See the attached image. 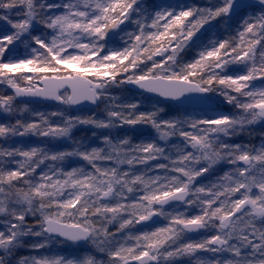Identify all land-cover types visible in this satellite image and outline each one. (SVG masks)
Masks as SVG:
<instances>
[{
    "label": "snow or ice",
    "instance_id": "snow-or-ice-1",
    "mask_svg": "<svg viewBox=\"0 0 264 264\" xmlns=\"http://www.w3.org/2000/svg\"><path fill=\"white\" fill-rule=\"evenodd\" d=\"M0 264H264V0H0Z\"/></svg>",
    "mask_w": 264,
    "mask_h": 264
},
{
    "label": "trees",
    "instance_id": "trees-1",
    "mask_svg": "<svg viewBox=\"0 0 264 264\" xmlns=\"http://www.w3.org/2000/svg\"><path fill=\"white\" fill-rule=\"evenodd\" d=\"M78 135H79V133H78Z\"/></svg>",
    "mask_w": 264,
    "mask_h": 264
}]
</instances>
